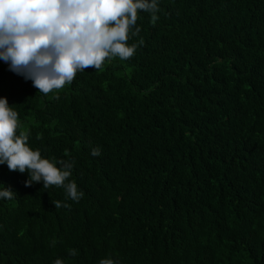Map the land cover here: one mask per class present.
Returning a JSON list of instances; mask_svg holds the SVG:
<instances>
[{
  "label": "trees",
  "instance_id": "1",
  "mask_svg": "<svg viewBox=\"0 0 264 264\" xmlns=\"http://www.w3.org/2000/svg\"><path fill=\"white\" fill-rule=\"evenodd\" d=\"M158 5L132 58L47 95L0 60L17 134L84 194L0 165V264H264V0Z\"/></svg>",
  "mask_w": 264,
  "mask_h": 264
},
{
  "label": "clouds",
  "instance_id": "2",
  "mask_svg": "<svg viewBox=\"0 0 264 264\" xmlns=\"http://www.w3.org/2000/svg\"><path fill=\"white\" fill-rule=\"evenodd\" d=\"M138 11L150 13L154 25L158 0H0V60L47 95L73 82L77 72L101 70L106 59L132 58L144 43L142 38L138 44L127 43L141 31ZM18 127V112L0 98V165L27 172L25 187L42 182L44 189L63 188L66 198L79 202L84 194L70 180L74 162L61 161L57 167L42 158L39 149L28 146V133L17 134ZM100 154L99 147L91 150L93 156ZM15 195L10 187L0 190V198ZM52 203L57 209L69 207L59 200ZM69 255L76 256L77 250L70 249ZM53 264L63 261L57 258ZM99 264L116 262L103 258Z\"/></svg>",
  "mask_w": 264,
  "mask_h": 264
}]
</instances>
